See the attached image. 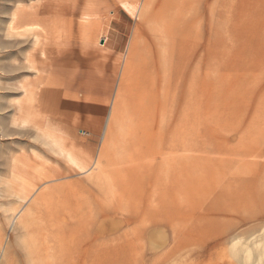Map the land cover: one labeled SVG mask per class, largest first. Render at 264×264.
<instances>
[{
  "label": "rangeland",
  "instance_id": "374dc122",
  "mask_svg": "<svg viewBox=\"0 0 264 264\" xmlns=\"http://www.w3.org/2000/svg\"><path fill=\"white\" fill-rule=\"evenodd\" d=\"M41 105L67 152L13 121ZM12 244L13 264H264V0H0V264Z\"/></svg>",
  "mask_w": 264,
  "mask_h": 264
},
{
  "label": "crops",
  "instance_id": "0c3cea01",
  "mask_svg": "<svg viewBox=\"0 0 264 264\" xmlns=\"http://www.w3.org/2000/svg\"><path fill=\"white\" fill-rule=\"evenodd\" d=\"M46 107V105H41L38 109H36L34 106L32 107H28V109H25L23 107H20L19 109H21V111H19L20 113V117H14L13 121L16 122L18 119L20 120H27V121H30L33 126H35V128L37 129L36 131L38 132L37 135L39 136L40 139L44 140L45 141V144H47L48 146L51 147V149L56 153V154H61L62 152H67L66 151V148L67 146L65 145L64 141L60 139V137H57L56 135H54L53 132H51L48 128L49 126V123L47 118H48V115H54V111H52L50 108H44ZM37 112H40L42 113L43 115V118H45V123H46V126L44 127V124H40V122L38 121V119L36 120H32V119H29L30 116H33L34 113H36L35 115L38 116ZM38 118V117H37ZM21 121V122H22ZM23 123V122H22ZM68 130L70 131H73L74 129L72 127H68ZM56 142L57 144L55 145ZM58 148H62L61 151H59ZM31 216H32V213H31ZM30 216V218H32Z\"/></svg>",
  "mask_w": 264,
  "mask_h": 264
},
{
  "label": "bare ground",
  "instance_id": "6f19581e",
  "mask_svg": "<svg viewBox=\"0 0 264 264\" xmlns=\"http://www.w3.org/2000/svg\"><path fill=\"white\" fill-rule=\"evenodd\" d=\"M19 111H21V109H19ZM23 122V124L24 123H27V120H23L22 121ZM55 143V145L57 144L56 142H54ZM59 149V151H61L62 150V148H58ZM103 149V148H102ZM103 153H105L104 151H102ZM67 155V154H66ZM100 155V154H99ZM70 156V155H69ZM72 156V155H71ZM70 156V157H71ZM99 157V156H98ZM72 158V157H71ZM70 158V159H71ZM72 160V159H71ZM75 160V159H74ZM76 161V160H75ZM75 161H73L74 163H75ZM102 161V160H101ZM100 161V162H101ZM80 163V162H79ZM83 163V162H82ZM77 164V163H76ZM88 170V169H87ZM90 170V169H89ZM25 208V207H24ZM22 206L20 207V208H18V210L16 211V213L14 214V216H13V218H12V220H11V230H9V232H10V234H12V233H14L15 232V238H14V240H15V244H18L19 246H20V248H26L27 250H29V245L31 244V242L29 243V241H28V239H29V231H28V226H26V223H28V211L26 210L25 212H24V209ZM153 227V226H152ZM148 231V230H147ZM146 231V232H147ZM151 231V230H150ZM153 233V232H152ZM20 234H23V235H25L26 236V238H25V236H21ZM153 235V234H152ZM14 243V242H13ZM48 243H52V242H48ZM14 244V245H15ZM12 250H13V244L12 245H8V247H7V249H6V247H5V252H4V254L5 255H7V257H6V261H5V263L6 264H13L14 262H15V260H14V262H13V258H12V255H11V253H12ZM30 260L32 261V258L30 257ZM4 261H3V263L2 264H5L4 263ZM13 262V263H12Z\"/></svg>",
  "mask_w": 264,
  "mask_h": 264
}]
</instances>
